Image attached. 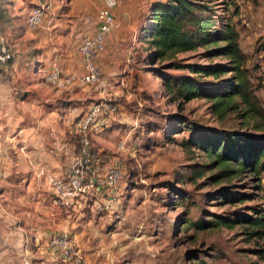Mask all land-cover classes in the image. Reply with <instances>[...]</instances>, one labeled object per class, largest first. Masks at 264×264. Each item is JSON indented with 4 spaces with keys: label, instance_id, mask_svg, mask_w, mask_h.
I'll use <instances>...</instances> for the list:
<instances>
[{
    "label": "rangeland",
    "instance_id": "1",
    "mask_svg": "<svg viewBox=\"0 0 264 264\" xmlns=\"http://www.w3.org/2000/svg\"><path fill=\"white\" fill-rule=\"evenodd\" d=\"M156 1H150L148 10ZM203 1L214 18L230 22L238 31L251 91L264 109V0ZM142 35L143 30V41ZM5 37L9 41L7 32ZM136 51L129 84L117 88L112 80L85 86L100 92L85 104L106 102L114 107L110 125L97 135L92 130L91 138L100 167L123 169L120 183L125 185L122 196L127 204L122 224L106 226L100 221L89 227L94 245L105 251L98 264H264V236L250 237L246 226L233 222L236 216L264 208V170L256 175L244 169L213 183L210 176L219 167L210 164L212 157L200 148L184 150L181 145L186 139H218L223 131L250 135L264 145V126L256 127L260 117L248 115L238 97L239 107L220 116L207 98L186 102L168 94L161 78L186 75L210 84L232 74L204 77L171 68L169 61L153 64L147 43ZM203 51L179 53L175 60L196 65L227 62L224 57L206 58ZM201 167L206 168L204 174L191 179V172ZM229 185L251 198L227 203L220 192ZM197 221L212 224L198 228Z\"/></svg>",
    "mask_w": 264,
    "mask_h": 264
},
{
    "label": "crops",
    "instance_id": "2",
    "mask_svg": "<svg viewBox=\"0 0 264 264\" xmlns=\"http://www.w3.org/2000/svg\"><path fill=\"white\" fill-rule=\"evenodd\" d=\"M6 1L1 22L13 57L0 65V264H21L24 258L32 264H62L47 245L57 233L70 235L86 264L101 263L105 251L94 245L89 227L100 221L106 226L122 224L125 185H104L109 165L100 167L99 157L93 165V186L71 211L52 204L47 182L48 175H65L78 149L74 122L88 108L85 101L100 92L78 86L57 89L44 75L52 59L65 73L82 71L76 48L96 32L103 1L50 0L51 9L35 29L24 23L34 5L31 0ZM150 1L119 0L114 9L118 26L105 38L95 61L103 84L113 80L120 88L132 81L136 50L145 45L139 37ZM111 116L92 135L107 128Z\"/></svg>",
    "mask_w": 264,
    "mask_h": 264
},
{
    "label": "trees",
    "instance_id": "3",
    "mask_svg": "<svg viewBox=\"0 0 264 264\" xmlns=\"http://www.w3.org/2000/svg\"><path fill=\"white\" fill-rule=\"evenodd\" d=\"M2 12L1 9V20ZM142 37L143 41L150 45V61L153 64L169 61L171 68L187 69L191 74L204 77L217 78L232 74L228 79L210 84L186 75H161L164 89L168 94L186 102L194 98H207L212 103L213 112L220 116L239 107L235 101V97H238L246 106L248 115L260 117L261 122L256 124V127L264 126V109L258 105V99L251 91L245 68L246 54L238 42L239 33L230 22L223 23L214 18L205 1L153 2L143 27ZM198 48H204L203 56L206 58L224 57L227 62L196 65L175 60L177 54ZM181 145L184 150L191 147L200 148L212 157L210 164L219 167L210 176L213 183L237 175L244 169L256 175L264 170V145L256 143L250 135L223 131L218 139L213 137L186 139ZM191 167L192 165L188 168ZM204 169L206 168L194 169V174L191 172L190 178L202 176ZM220 196L227 203H241L251 198L249 194L233 189L232 185L220 192ZM233 222L246 226L250 237L264 236V208L250 215L236 216ZM211 224V221L196 222L198 228H205Z\"/></svg>",
    "mask_w": 264,
    "mask_h": 264
},
{
    "label": "built area",
    "instance_id": "4",
    "mask_svg": "<svg viewBox=\"0 0 264 264\" xmlns=\"http://www.w3.org/2000/svg\"><path fill=\"white\" fill-rule=\"evenodd\" d=\"M31 1L34 5L24 20L27 29H35L40 26L45 15L52 7L50 0ZM102 1L103 6L97 14L98 27L96 32L85 36L76 48L82 59V71L65 73L57 59H52L48 71L44 75V80L49 85L62 89L69 86H94L101 81V72L95 61L104 49L105 38L118 26L114 9L117 7L119 0ZM1 8L0 0V11ZM2 28L0 18V65L6 64L13 57V48L5 37ZM113 111V105L98 102L89 106L75 120L73 134L78 144L77 152L71 157L64 176L48 175L47 177L52 192L51 202L55 207L72 209L87 189L93 186V165L99 160V153L94 149L91 133L92 130L104 125L107 119L113 115ZM123 174V169L119 165L109 166L104 172L103 181L108 187L116 189L122 180ZM47 245L54 251L55 256L62 264H86L81 251L67 233L51 235L47 240ZM21 264L32 263L30 259L24 258Z\"/></svg>",
    "mask_w": 264,
    "mask_h": 264
}]
</instances>
